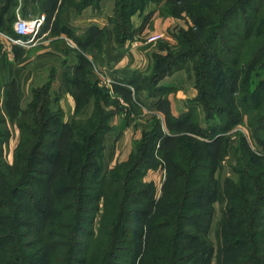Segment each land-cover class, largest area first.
Here are the masks:
<instances>
[{"label": "trees", "instance_id": "obj_1", "mask_svg": "<svg viewBox=\"0 0 264 264\" xmlns=\"http://www.w3.org/2000/svg\"><path fill=\"white\" fill-rule=\"evenodd\" d=\"M167 1L186 11L192 24L174 33L175 47L155 53L149 74L125 81L136 93L163 97L129 157L112 169L102 163L104 139L120 106L96 81L88 93L94 111L85 121H64L52 79L33 88L25 107L16 86L0 94V264H264V155L251 148L264 147V79H250L264 64V0ZM101 2L40 0L43 8L51 3L43 9L50 19L58 7L53 33L65 30L85 50L100 42L103 30L93 26L77 36L62 28L59 17L65 7L97 8ZM114 2L110 24L116 42L124 43L149 17L136 29L132 17L143 3ZM19 3L7 0L4 10ZM82 61L65 71L72 93L90 83L81 77L88 64ZM187 66L198 93L177 114L167 95L175 87L159 83ZM74 96L79 110L80 94ZM13 98L19 137L10 162L5 146ZM243 123L251 147L243 138L235 149L236 177L222 184L216 174L230 151L227 132ZM162 166L166 179L159 192L145 178ZM217 202L221 213L212 240Z\"/></svg>", "mask_w": 264, "mask_h": 264}, {"label": "crops", "instance_id": "obj_2", "mask_svg": "<svg viewBox=\"0 0 264 264\" xmlns=\"http://www.w3.org/2000/svg\"><path fill=\"white\" fill-rule=\"evenodd\" d=\"M6 3L7 0H0V26L8 28L12 35L16 33L15 22L18 16H36L39 13L45 12L39 4L40 0H20L19 5L12 11L4 10ZM59 3L58 1V6ZM113 7L114 0H103L97 8L92 5L86 6L83 9H78L75 6L63 8L59 17L62 28H67L77 34V36L86 34L93 26L103 30V38H101L100 42L97 41L89 50L80 47L65 30L58 32V35L54 36L52 31L53 17L44 25L43 32L45 34L40 39V44L35 45V47L15 45L7 48L6 46L3 47L0 43V90L4 91L16 86L19 89L20 97L27 99L32 95L33 88L46 84L52 76L59 79L57 86L59 89L64 68L80 65V62L85 59L88 60L86 67L91 70L90 74L95 78L97 83H100V85L102 83L101 79L97 76V72H101L114 80V85L112 86L113 93L118 94L114 89L116 85L132 91L131 85L125 81L130 79L133 74L140 76L149 74L153 69L154 53L157 49L150 43L152 38H140L142 35L149 33L148 24L145 25L142 31H136L134 38L124 43L116 42L110 24ZM57 9L58 7L54 13L57 12ZM148 12H151L152 18L156 16V11L155 13L152 10ZM11 15L12 17H9ZM136 16L134 14V27L140 29L144 20L143 13L139 11V14ZM161 27L159 28L158 26L160 30H167L166 28H168V26L166 28ZM36 76L37 79H40L39 82L36 81ZM173 77L174 75L166 76L162 80V84L164 82L169 84L168 86L177 88V92L174 90L176 95H169V98L173 111L178 114L187 109L186 99L182 100L183 105L181 106L179 102L181 92L179 91L183 88V78L180 75L182 83L179 86L176 85L177 83L174 82L175 79ZM53 85L55 87L54 83ZM61 91L63 96L66 95V99L71 100L72 98L74 100L73 108H75L76 101L71 91L67 90V88ZM135 99L141 108L145 110L144 112L148 114L149 110L158 111V104L161 98L148 97L146 91L141 90L135 93ZM93 102H91L92 108ZM92 108H90L91 112L88 115L92 113ZM116 115H122V113L120 112ZM116 115L112 118L111 123L117 129L106 134L105 143L108 149L111 148V143L113 149V143H115L116 148L114 152L117 154L122 144L127 140L128 131L125 124H122L120 121H114Z\"/></svg>", "mask_w": 264, "mask_h": 264}, {"label": "rangeland", "instance_id": "obj_3", "mask_svg": "<svg viewBox=\"0 0 264 264\" xmlns=\"http://www.w3.org/2000/svg\"><path fill=\"white\" fill-rule=\"evenodd\" d=\"M80 1V0H77ZM160 2H154L151 0H140V2H142L143 6L140 7V9L138 10V12L135 14V17H137L136 15L139 14V11L143 13V19L146 20V18H148L149 20L147 21L148 24V29L150 31H148L149 33H147L146 35H142L140 38L143 37L146 39H151L150 43H152L154 45V48L157 49V51L155 53H158L162 50V52H167V50L162 49L163 47L169 46L170 47H175V45H177L176 42V37H174V33L178 32L181 28H189L191 26V20L190 17L188 16V14L186 13V11H178L176 9V6L174 3L172 2H168L167 0H160ZM103 2V0H102ZM40 4V3H39ZM41 5V4H40ZM45 6L47 8L51 7V3H47L45 4ZM45 6L42 9H45ZM114 6H115V2H114ZM159 6L160 9L162 10V13H159ZM149 10H152L154 13L156 11V16H150L151 12H148ZM62 12V11H61ZM45 14H47V16L49 15L48 12L45 10L44 12ZM113 13H114V7H113ZM112 13V15H113ZM60 14V13H59ZM55 16H53L52 18V22H53V29L54 27H56V15L57 12L54 13ZM153 15V14H152ZM142 17V15H140ZM50 17V16H49ZM50 19V18H48ZM133 20L134 19V15L132 17ZM132 20V21H133ZM134 24V21H133ZM161 24V25H160ZM162 28L161 26H163V28H166L168 26V28H166L167 30H160L159 28ZM112 28V25H111ZM0 33H7L10 34V30L4 26H0ZM54 36L58 35V32L56 33V31L53 33ZM145 36V37H144ZM103 37L102 35L99 36V38ZM3 35H0V43L2 44L3 47H5V42L3 41ZM98 40H96L95 42H93L90 46L87 47V49L89 50L92 46H94V44L97 42ZM38 44H40V42H38ZM36 44V45H38ZM34 46V45H33ZM31 46V47H33ZM35 47V46H34ZM165 48V49H166ZM165 52V53H166ZM155 53H154V59H155ZM155 61V60H154ZM85 63L83 61L80 62V65H82ZM178 65H182V64H178ZM188 65H191V62L188 63ZM81 70V69H80ZM84 70V71H82ZM82 79L83 81H89L90 83L87 84H83L81 87H77L74 89V92H77L80 94V99L79 101V110H77V105H78V101L76 100L75 96H74V92L71 94H73L76 104H75V108H73L74 106V100L71 98V100H69L68 98L66 99V95L63 96L62 93V89L66 90V86L64 83V76L65 75V71L66 68H64L63 73H62V78L60 79L61 81V85L60 88L58 89V80L55 77H51L50 79H52V84H55L52 86V90L57 93H61V97H60V101H58L57 103H59V105L63 108L65 114H64V121L66 122H73V120H78V121H85L86 119H88V117L93 113L94 111V98H89L90 95L88 94L92 88H91V83H93L95 80V78L90 74L91 70L88 67H84L82 68ZM151 72V71H150ZM193 71L188 69V66L185 68H180L178 70H176L175 72H173L170 75H174V82L177 83L176 85H181V83L183 82V88L180 89L179 92H181V96H180V104L181 106L183 105L182 100L184 101V99H186L185 103L187 101H189L190 99L194 98L197 93H198V88H196L195 86V78L191 75ZM250 79L251 81L256 84L259 81L264 79V64L258 66L257 68H255L252 72H250ZM105 75V74H104ZM167 75V76H170ZM183 78V81L181 82V77ZM73 76L72 72L70 74V77ZM97 76L101 79L100 77V73L97 72ZM107 76V75H106ZM69 77V75L67 76ZM36 81L39 82L40 79H37V76L35 77ZM69 79V78H66ZM164 79V78H163ZM162 79V80H163ZM162 80L160 81L159 84H162ZM101 85L100 83H98V85L100 87H104L106 88L109 93H110V97L113 99H116V101L119 102V106H120V112L122 113V115H116V117L114 118V121H120L122 124L126 125V129L128 131V137L127 140L122 144V147L120 149L119 152H117V154L114 152L116 146L115 143H113L114 147L112 149V143H111V148L108 149V146L105 143V139H104V144H105V153L103 154V158H102V163L104 164V167L106 170L112 169L113 167H115V164L118 161H122V160H126L129 157V154L131 153V150L133 148L136 147L137 143L140 141V137H142V131L147 127V125L149 124L148 121L150 120V118L156 113V111H148V114H146V112H144L145 110H143V108H141V106L138 104V102L135 99V87L134 86H130L132 91L131 94L126 95L123 92H118L117 93H113V83L108 86L106 85V83L104 81H102L101 79ZM96 83V82H95ZM166 83L163 82L162 85H165ZM39 85V86H43ZM169 84H166L165 86H167ZM177 88H175L176 90ZM60 90V91H59ZM10 91V90H9ZM177 92V90H176ZM176 92L174 93V91L170 90L167 92V95H176ZM0 94H2V91L0 90ZM8 94V93H7ZM6 94V96H7ZM5 96V95H4ZM68 96V95H67ZM160 97H163L160 96ZM6 98V97H5ZM21 105L23 104L24 107L26 106V104L32 100V95L29 98H21ZM11 102L8 103L9 108L7 109L8 111V121H9V126H10V132L11 133V137L9 142L6 144L5 146V153H6V157L8 158L7 160H9L11 162L12 157H13V151L17 145V141H18V137H19V133H18V129L15 125L16 122V113H17V109L15 107V103L16 101L13 99H10ZM24 100V101H23ZM92 101L93 102V108H92ZM115 102H111V104L107 107L108 109H112ZM92 108V113L90 115H88V113L91 112ZM83 110V111H82ZM143 110V111H142ZM118 112V113H120ZM117 113V114H118ZM114 115V116H115ZM129 116V117H128ZM132 116V117H131ZM22 115L20 114L18 116V118H21ZM128 120V122H127ZM28 122H31V119L29 118L27 120ZM204 125H206L204 123ZM117 127H115V125L113 126L111 131H116ZM110 132V131H109ZM108 133V132H107ZM191 133V132H188ZM228 135V139H229V148L230 151L226 154L223 162H222V166L220 167V169L217 171L216 177L222 182V184L225 183V180H227V178L229 177H236L235 172L233 171L232 166L235 165L236 163V157L235 156V149H241L240 146L243 142V138L244 141L248 142V135H247V128L246 126L243 124H239L238 126H236L234 129L232 128V130H230L229 132H227ZM249 143V142H248ZM110 146V144H109ZM249 146L251 147V144L249 143ZM253 152L257 153L259 156H263L264 155V147L259 146L256 149H254L253 147H251ZM114 154V155H113ZM147 180L150 181H154L156 183V185L159 187V192H161V188H163V183L166 179V169H164V167L162 166L161 168H159L158 170H150L147 175L146 178ZM102 202V201H101ZM103 203V202H102ZM101 203V205H103ZM216 207H217V211L214 217V223L212 226V230H211V237L212 240H215V235L213 233L214 231V227H216L217 225V220L220 218V204L217 202L216 203ZM102 212H99L98 217L95 219V229H98L99 227V216Z\"/></svg>", "mask_w": 264, "mask_h": 264}, {"label": "built area", "instance_id": "obj_4", "mask_svg": "<svg viewBox=\"0 0 264 264\" xmlns=\"http://www.w3.org/2000/svg\"><path fill=\"white\" fill-rule=\"evenodd\" d=\"M47 14L39 13L36 16H18L15 22V30L17 35L0 33L3 35V41L7 48H11L15 45H21L24 47H31L38 44L40 39L44 36L43 27L48 22ZM100 77L106 85H111L113 79L107 77L100 72Z\"/></svg>", "mask_w": 264, "mask_h": 264}]
</instances>
